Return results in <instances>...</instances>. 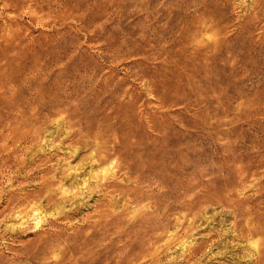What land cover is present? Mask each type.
Here are the masks:
<instances>
[{"label":"rangeland","instance_id":"rangeland-1","mask_svg":"<svg viewBox=\"0 0 264 264\" xmlns=\"http://www.w3.org/2000/svg\"><path fill=\"white\" fill-rule=\"evenodd\" d=\"M0 155V264H264V0H0Z\"/></svg>","mask_w":264,"mask_h":264},{"label":"bare ground","instance_id":"bare-ground-1","mask_svg":"<svg viewBox=\"0 0 264 264\" xmlns=\"http://www.w3.org/2000/svg\"><path fill=\"white\" fill-rule=\"evenodd\" d=\"M2 133V132H1ZM4 133V132H3ZM8 133V132H7ZM7 135V134H6ZM8 136V135H7ZM5 138V137H4ZM22 139V138H21ZM6 141H7V139H6ZM2 142H4V141H2ZM14 142L16 143L17 141H15L14 140ZM5 143V142H4ZM3 143V144H4ZM17 145V144H16ZM4 146V145H3ZM8 146V145H7ZM15 146V145H14ZM9 147V146H8ZM16 147V146H15ZM3 148V147H2ZM19 148V147H18ZM8 149V148H7ZM10 149V148H9ZM13 149V148H12ZM20 149V148H19ZM17 150V149H16ZM6 151V150H5ZM9 151H12L11 149L9 150ZM18 151H16L15 153H17ZM20 152V151H19ZM14 154V153H13ZM10 155V154H9ZM16 155V154H15ZM1 156V155H0ZM6 156V155H5ZM4 156V157H5ZM8 156V155H7ZM16 157V156H15ZM15 157H14V159H15ZM6 159V158H5ZM20 159V158H19ZM4 160V159H3ZM17 160V159H16ZM19 161V160H18ZM21 161V160H20ZM17 162V161H16ZM6 164V163H5ZM13 168V167H12ZM20 170V169H19ZM10 197V196H9ZM23 197V196H22ZM136 197V196H135ZM24 198V197H23ZM22 199V198H21ZM25 202V201H24ZM22 203V202H21ZM21 206H22V204H21ZM20 206V207H21ZM21 209V208H20ZM8 211V210H7ZM19 212H21V211H19ZM238 214V213H237ZM245 214V213H244ZM34 216V215H33ZM97 217V216H96ZM35 219V218H34ZM36 221H37V218H36ZM239 221V220H238ZM41 222V221H40ZM40 222H38V223H40ZM164 222V221H163ZM246 223V222H245ZM246 225V224H245ZM253 226V225H252ZM250 226H248V228H249ZM250 228H252V227H250ZM249 228V229H250ZM248 229V230H249ZM251 230V229H250ZM249 232V231H248ZM159 235V234H158ZM212 235V234H211ZM253 235V234H252ZM209 240V239H208ZM205 242V241H204ZM208 243V242H207ZM195 247V246H194ZM201 247H202V245H201ZM204 247V246H203ZM201 251V250H200ZM261 253V252H260ZM204 254V253H203ZM258 254V253H257ZM118 255V254H117ZM187 258L186 259H188V260H190V261H192L193 259H195V256L196 255H185ZM210 256V255H209ZM258 256V255H257ZM262 256V255H261ZM263 256H264V254H263ZM183 258V257H182ZM211 258V257H210ZM120 259V258H119ZM262 259V258H261ZM259 261V260H258ZM262 261V260H261ZM260 261V262H261ZM185 262V261H184ZM187 262V261H186ZM194 262V261H193ZM262 263H263V261H262ZM193 264V263H192ZM258 264H261V263H258Z\"/></svg>","mask_w":264,"mask_h":264}]
</instances>
